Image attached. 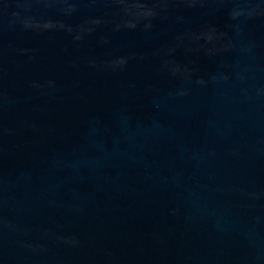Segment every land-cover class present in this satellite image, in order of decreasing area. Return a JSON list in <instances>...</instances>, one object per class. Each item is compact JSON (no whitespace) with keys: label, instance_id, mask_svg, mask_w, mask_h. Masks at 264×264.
Returning a JSON list of instances; mask_svg holds the SVG:
<instances>
[{"label":"water","instance_id":"water-1","mask_svg":"<svg viewBox=\"0 0 264 264\" xmlns=\"http://www.w3.org/2000/svg\"><path fill=\"white\" fill-rule=\"evenodd\" d=\"M0 264H264V0H0Z\"/></svg>","mask_w":264,"mask_h":264}]
</instances>
